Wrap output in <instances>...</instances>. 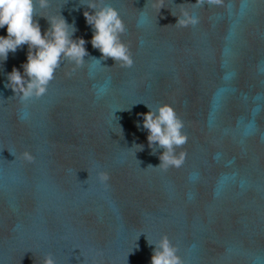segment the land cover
Masks as SVG:
<instances>
[{"label":"water","instance_id":"1","mask_svg":"<svg viewBox=\"0 0 264 264\" xmlns=\"http://www.w3.org/2000/svg\"><path fill=\"white\" fill-rule=\"evenodd\" d=\"M105 2L125 23L131 68L93 48L87 0L36 8L42 34L43 16L60 14L88 52L42 97L24 104L5 87L26 44L0 61V264L49 252L57 264H151L148 240L164 233L185 264H264V0H164L158 13L149 0ZM180 4L195 26H174ZM161 103L188 136L184 164L167 171L143 128L146 105Z\"/></svg>","mask_w":264,"mask_h":264},{"label":"clouds","instance_id":"2","mask_svg":"<svg viewBox=\"0 0 264 264\" xmlns=\"http://www.w3.org/2000/svg\"><path fill=\"white\" fill-rule=\"evenodd\" d=\"M204 3L215 5L222 3V0H196L192 6L202 7ZM84 5L86 7L83 15L93 29V48L100 51L102 59L111 58L114 64L131 68L134 64L133 54L129 45L122 40L127 29L119 10L105 0H87ZM37 6L47 9L50 0H0V28L6 26L7 29V36H0V61L6 60L9 52L14 53L25 44L28 46L27 61L22 64L23 73L13 67L7 74L5 84V87L11 88L14 96L24 104L42 97L47 92L50 82L55 78L56 70L63 62L72 63L75 68H79L84 65V57L88 55L86 41L83 38H73L75 26L70 25L60 14L43 16L50 26L42 34L38 21L34 19ZM149 6L158 13L164 7V0H149ZM178 8V14L172 13L177 16L174 26L186 28L199 22V17L192 14L185 4L178 5ZM146 106L149 111L143 114V128L148 132V145L153 152L163 149L159 155L160 164L155 167L164 171L170 167L180 168L184 164L186 151L177 152V149H182L188 140L187 133L183 131V120L171 104L161 103L155 109ZM20 155L28 162L34 160L28 149ZM150 166L154 167H148ZM97 177L101 183L110 179L106 171L98 172ZM148 243L154 245L151 264H185L177 245L169 239L167 233L162 234L155 242L148 240ZM40 264L57 262L49 252L42 257Z\"/></svg>","mask_w":264,"mask_h":264}]
</instances>
